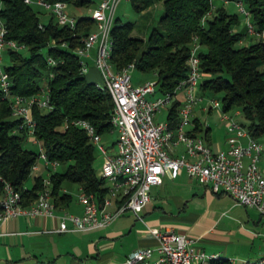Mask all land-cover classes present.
Segmentation results:
<instances>
[{
  "label": "trees",
  "instance_id": "16d2710c",
  "mask_svg": "<svg viewBox=\"0 0 264 264\" xmlns=\"http://www.w3.org/2000/svg\"><path fill=\"white\" fill-rule=\"evenodd\" d=\"M64 1L88 5L92 0ZM156 1H161L163 11L146 37L132 35L133 21L120 20L115 15L110 30L113 66L121 68L133 60L137 68L156 72L161 91L173 89L187 75L190 47L197 42L203 72L199 92L208 95L220 92L222 108H238L250 134L264 137V36H254L245 42L247 31L234 28L238 14L224 5L212 8L211 0H130L138 11ZM244 2L255 25L262 28L264 0ZM33 3L0 0V20L6 27V37L23 44L19 48H6L10 60L4 66L11 78V90L35 93L46 80L52 107L34 104L31 114L35 137L49 158L64 165L49 174L55 204L71 196L62 190L65 179L95 192L100 199L106 186L93 165L94 144L83 128L71 122L74 117H86L102 134L111 127L112 96L107 88L81 71L75 50L82 36L93 28L94 18L90 13L77 15L74 26L58 23L52 14L42 21ZM48 57L55 62H49ZM179 102L175 98L168 108L171 124L177 119ZM21 119L13 114L9 97L0 89V191L4 180H8L20 191L21 201L28 204L41 189L43 175L34 174L32 182L26 184L38 149L24 145L27 133L19 125ZM199 129L197 121L194 132ZM261 257L237 261L220 257L215 262L264 264Z\"/></svg>",
  "mask_w": 264,
  "mask_h": 264
},
{
  "label": "built area",
  "instance_id": "2783aa9c",
  "mask_svg": "<svg viewBox=\"0 0 264 264\" xmlns=\"http://www.w3.org/2000/svg\"><path fill=\"white\" fill-rule=\"evenodd\" d=\"M24 1L49 7L50 13L60 24L74 26L76 22V16L64 8V0ZM119 1L96 2L90 12L96 27L86 32L80 45L75 48L80 58V69L85 73L88 70L85 57L90 54V48L95 47L93 62L102 77V82H96L107 88L113 99L110 131H116V138L109 145L102 141V133L88 118L78 116L71 119L73 124L84 129L95 149L101 153L97 173L104 179V194L99 199L95 192L79 187L77 200L82 204L81 212L62 210L56 213L49 176L52 170L45 173L41 189L28 204L21 201L20 191L10 181L4 180L0 197V222L18 214H57L60 217L59 224L54 229L64 231L106 225L125 210L142 218V209L151 197V185L161 182L165 171L174 176L180 168H184L197 180L206 182L213 191L229 193L237 202L254 206L264 215V172L259 163L264 150V137L251 135L244 122L222 107L220 118L226 124V147L213 149L192 127L184 128L186 123L193 125L190 117L192 105L204 95L198 92L203 72L197 42H193L190 47L187 75L179 79L173 89L161 91L157 78H146L134 83L130 73V68L135 66L133 60L121 68H115L110 60V30ZM235 2L246 17L247 33L264 36V26L258 28L255 25L243 0ZM5 33L6 27L0 20V49L23 46L15 39L6 37ZM1 57L0 53V60ZM48 60L55 62L52 57H48ZM10 84V75L0 63V89L9 97L13 114L22 118L19 125L26 128L27 138L39 145L31 172L38 168V159L46 167L51 165L54 169L59 161L49 158L43 145L35 137L34 118L31 114L34 104L46 109L52 107L46 80H43L38 92L31 94L14 92ZM180 89L184 91V99H179L176 121L171 124L168 118L156 120V110ZM212 100L210 106L219 105L217 98ZM235 112H239V109ZM243 137L246 138L244 141ZM179 142H182L183 150L172 153V148ZM244 157L247 158L246 162ZM150 230L156 237V244L134 247L120 264H218L215 260L220 257L234 261L233 257L207 252L195 244V237L183 232L159 226H151ZM153 250L157 252L154 258L151 256ZM260 260L264 262V255Z\"/></svg>",
  "mask_w": 264,
  "mask_h": 264
},
{
  "label": "crops",
  "instance_id": "0c3cea01",
  "mask_svg": "<svg viewBox=\"0 0 264 264\" xmlns=\"http://www.w3.org/2000/svg\"><path fill=\"white\" fill-rule=\"evenodd\" d=\"M94 51L93 46L85 57L90 73L97 71ZM146 78L149 77L132 81L137 83ZM192 121L193 125L189 127L194 130L198 121L201 129L196 133L203 130L204 134L200 135L213 149L227 146L226 130L222 137L213 136L210 123L203 127L197 115L192 116ZM224 123L220 118V125ZM182 147L174 146L172 153L181 152ZM244 161H247L246 157ZM259 163L264 172V150ZM32 172L33 175H45L43 166ZM79 187L77 183L78 190ZM62 190L70 192L65 185ZM150 193V200L142 209V218L125 210L106 225L85 230L54 229L59 224L57 214L9 216L0 222V263L120 264L134 247L156 244L151 226L171 228L193 236L195 244L207 252H218L233 257L234 261L255 260L264 255V215L256 207L237 202L229 193L213 191L206 182L189 175L184 168L174 176L165 171L161 182L151 185ZM76 198L73 200L71 194L67 201L56 205V213L62 210L80 213L82 204ZM151 256L156 257L157 252L153 250Z\"/></svg>",
  "mask_w": 264,
  "mask_h": 264
},
{
  "label": "rangeland",
  "instance_id": "374dc122",
  "mask_svg": "<svg viewBox=\"0 0 264 264\" xmlns=\"http://www.w3.org/2000/svg\"><path fill=\"white\" fill-rule=\"evenodd\" d=\"M98 0H92L88 5H81V4H76L74 2H66L64 5V8L70 13L73 14L75 16L80 15V14H85V13H90L92 7L96 4ZM213 4L217 5H224L228 11L230 12H236L238 14V21L237 23L234 25V28L236 29H245V20L246 17L245 15L238 9L237 4L235 3V0H227V2L224 3V0H212ZM244 2V0H243ZM245 4V2H244ZM33 7L35 10H37L40 18L42 21H47L49 16H50V8L43 5V4H39L34 2L33 3ZM163 11V5L161 3V1H156L155 3L149 5L148 7H146V9L144 10H135L130 2V0H120L117 4L116 7V13L115 15L118 16L120 18V20H126V19H130L133 21L134 25L133 28L131 29V34L132 35H136V36H141V37H146L150 31V29L157 24L158 22V18L160 16V14ZM96 26L94 24L93 28L94 29ZM253 37L249 36V33H246L244 35V40L245 42L251 41L254 39V36H261V35H254L252 34ZM196 41V38H195ZM92 49V47L90 48V50ZM0 53H1V60L0 63L2 65H5L9 62V54L6 51V49H0ZM130 73H131V78L132 80H134V78H144V77H149V78H153L156 79L157 75L156 72L153 70H141L139 68H137L136 66L130 68ZM87 78H89L90 80H94L97 82H102V77L100 72L97 71L95 73H90L89 71L85 72ZM199 92V89H198ZM217 98L219 100V105L217 106H210V104H212L213 102V98ZM175 98H178L180 100L184 99V91L182 89L177 90L175 95L170 98V100H168L163 106H161L158 110H156L155 114H154V118L156 120H162L165 118L168 108L170 107L171 103L173 102V100ZM222 102L220 99V92H217L214 95H208V94H204L201 98L196 99V101L194 102V104L192 105V111H191V115L190 117L197 115V117L201 120L203 127L207 124H211V127L213 128V136H218V137H222L224 135V130H226V124L224 123V125H220V116H221V110H222ZM228 112L232 115H234V117L238 118L241 121H244L245 118L242 116V114L239 112H235L236 111V107L232 106L230 108L227 109ZM184 128H190L189 127V123L184 124ZM200 134H204L203 130L199 131ZM116 138V131L113 132H107V133H103L102 134V141L105 144H111L112 140H114ZM24 145L27 147H32V148H39L38 142L33 141L31 138H26L24 141ZM176 148H180L182 147V142H179L178 144L175 145ZM183 149V147H182ZM38 166H40V168L43 166L44 168V174L48 171V170H54V169H62L64 167L63 164L59 163L54 169L51 167V165H49L48 167H46L45 165H43V161L41 159H38ZM101 163V153L99 150L95 149V157L93 160V165L94 167L98 170L99 166ZM32 177H33V172L30 173L29 177L26 180V184H30L32 181ZM67 186L72 194L73 200L74 198L77 197V193H78V188H77V182L65 179L62 181V186ZM77 199V198H76ZM47 241H44L43 243L46 244ZM49 245V244H47ZM46 246V245H44Z\"/></svg>",
  "mask_w": 264,
  "mask_h": 264
}]
</instances>
